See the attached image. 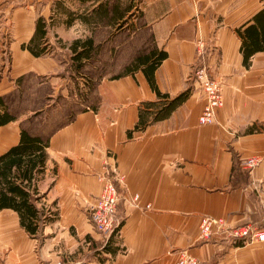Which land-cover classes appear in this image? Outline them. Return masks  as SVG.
Here are the masks:
<instances>
[{"label": "crops", "instance_id": "crops-1", "mask_svg": "<svg viewBox=\"0 0 264 264\" xmlns=\"http://www.w3.org/2000/svg\"><path fill=\"white\" fill-rule=\"evenodd\" d=\"M263 8L264 0H0V97L13 117L0 127V154L21 130L47 143L37 189L55 215L34 237L15 211L1 210L0 264H174L181 250L201 264H264V241H233L217 228L199 235L204 216L264 228V50L245 65L237 33ZM39 17L47 51L34 56L22 45ZM84 42L89 57L76 67ZM152 51L166 53L154 70L159 91L190 93L167 118L135 129L142 102L158 98L144 65L128 68ZM200 67L223 83L224 104L207 125L191 78ZM252 156L259 163L249 168ZM102 175L120 197L115 252L101 249L110 237L86 217Z\"/></svg>", "mask_w": 264, "mask_h": 264}, {"label": "trees", "instance_id": "trees-1", "mask_svg": "<svg viewBox=\"0 0 264 264\" xmlns=\"http://www.w3.org/2000/svg\"><path fill=\"white\" fill-rule=\"evenodd\" d=\"M46 33L47 23L43 17H39L36 20L33 36L27 44L22 46L34 56L45 54L47 51ZM237 33L241 39L240 52L243 55V62L248 65L255 52L264 50V8L253 16L251 24L244 29H238ZM79 43V41H76L72 46ZM82 46L84 48L72 56L76 67L81 64L80 60L82 58L89 57V48L86 47L85 42ZM165 57L166 53L164 51H152L151 55L137 57L128 68L130 72L139 65H144L143 72L158 98L156 101L142 102L135 129L143 128L149 123L167 118L189 96V88L174 97L161 93L157 88L154 70ZM12 120L13 117L8 113L6 105L0 97V127ZM129 133L131 134V132ZM46 147V142L21 130L17 144L0 154V211L3 209L15 211L20 225L28 234L34 237L40 234L42 226L51 222L55 216L53 212H46L44 206H39L42 195L38 192L37 180L45 169ZM118 227H116L110 238L103 243L102 250L106 252L117 250L118 247L113 244V236Z\"/></svg>", "mask_w": 264, "mask_h": 264}, {"label": "built area", "instance_id": "built-area-1", "mask_svg": "<svg viewBox=\"0 0 264 264\" xmlns=\"http://www.w3.org/2000/svg\"><path fill=\"white\" fill-rule=\"evenodd\" d=\"M191 78L198 83L205 97V103L198 116V122L201 125L212 124L215 121L217 110L224 104L223 83L210 76L204 67L196 69ZM258 163L259 158L255 156L248 158L245 162L249 168L257 166ZM99 179L101 189L93 202L88 206L87 216L96 232L109 238L118 226L116 214L120 197L115 183L110 178L102 175ZM262 211L264 213V203L262 204ZM214 228H217L221 233H225L233 241H237L238 239L264 241L263 227L250 224L226 227L225 222L221 218L204 216L200 219L199 235L201 238L210 237L214 232ZM174 264H201V261L186 250H181Z\"/></svg>", "mask_w": 264, "mask_h": 264}, {"label": "rangeland", "instance_id": "rangeland-1", "mask_svg": "<svg viewBox=\"0 0 264 264\" xmlns=\"http://www.w3.org/2000/svg\"><path fill=\"white\" fill-rule=\"evenodd\" d=\"M45 210H46V212H52V210H51L50 208H46V207H45ZM48 210H49V211H48ZM86 215H87V214H86ZM86 217H87V219H88V216H86ZM88 222H89V220H88ZM89 223H90V222H89ZM7 254H8V252L6 251L5 248H3V250H0V260H2V262H3L5 259H8ZM72 254H74V252H72V251H70V252L68 251V252L66 253V257H65L66 262H67V260L73 259ZM81 264H87V263H81ZM208 264H215V257L212 258V259L208 262Z\"/></svg>", "mask_w": 264, "mask_h": 264}]
</instances>
